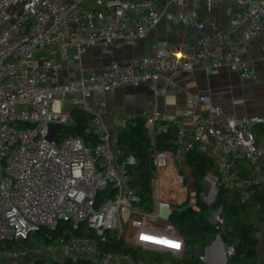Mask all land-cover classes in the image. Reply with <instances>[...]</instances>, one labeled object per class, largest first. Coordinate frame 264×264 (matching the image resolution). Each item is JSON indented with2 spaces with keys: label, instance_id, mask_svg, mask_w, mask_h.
Masks as SVG:
<instances>
[{
  "label": "built area",
  "instance_id": "1",
  "mask_svg": "<svg viewBox=\"0 0 264 264\" xmlns=\"http://www.w3.org/2000/svg\"><path fill=\"white\" fill-rule=\"evenodd\" d=\"M200 1L169 3L176 6L183 25L203 32ZM205 1L212 5L213 0ZM227 1L239 11L206 40L227 43L241 31L244 50L264 30V0ZM164 13L165 8L152 0H0V241L23 239L31 231L54 229L65 221L72 229L82 227L99 235L114 231L118 238L124 237L128 227L134 228L135 236L128 243L181 255L183 235L172 223L152 222L153 215L159 217L162 201H156L148 213L134 207L137 196L129 189L125 166L135 163V158H119L116 129L120 120L113 115L112 127L107 126L105 95L133 83L156 93L174 86L175 74L197 69L211 72L226 67L244 80L254 78L256 71L239 52L204 44L173 50L162 45L148 55L112 60L99 70L82 64L88 48L133 43L157 25ZM187 104L190 108L173 120L178 144L182 147L184 119L189 118L191 140L184 151L194 149L209 156L217 169L216 182L224 189H237L242 200L249 199L255 187L264 183V140L255 133L257 126L264 128V114L233 115L207 93L190 94ZM196 106L204 110L194 111ZM74 109L88 114L84 130L94 144L64 132L63 126L72 123ZM128 121L124 119L123 126ZM157 121L156 112L145 116L150 134ZM50 124L62 126L56 138H47ZM108 187L114 195L99 200L97 193ZM209 214L221 229V206ZM224 248L229 257L233 248ZM42 254L73 262L84 256L99 264H137L128 254L102 252L89 238L80 237L5 252L0 264L31 262ZM260 261L257 264H264V243Z\"/></svg>",
  "mask_w": 264,
  "mask_h": 264
},
{
  "label": "trees",
  "instance_id": "2",
  "mask_svg": "<svg viewBox=\"0 0 264 264\" xmlns=\"http://www.w3.org/2000/svg\"><path fill=\"white\" fill-rule=\"evenodd\" d=\"M72 123L63 126L67 134L82 137L86 143L94 144V138L84 130L89 116L86 112L74 109ZM119 158L127 155L135 158V163L126 164L129 189L137 196L134 207L142 212H151L154 208L152 181L155 178L156 153L171 152L176 157L180 145L176 140L177 127L173 121H162L153 133L144 126V118H130L125 126L116 129ZM185 160L195 184L194 204L185 210H175L169 221L184 237L181 255H173L168 251L149 250L127 243L118 238L114 231H106L103 235L82 227L72 229L68 222L59 221L54 229L40 228L28 233L26 238L0 241V255L5 252L28 251L39 243L54 244L60 239L67 241L73 237L89 238L102 252L112 254H128L137 264H208L200 258L199 250L209 246L216 234H219L224 246H231L233 253L225 264H257V232L264 223V183L255 187L249 199L242 200L237 189H224L217 180V194L210 204L201 198L204 177L217 176V169L212 159L196 150L185 151ZM181 171L180 167H178ZM185 182V180H183ZM186 185V184H185ZM114 195L110 187L99 191V200ZM183 205V204H182ZM181 206V205H180ZM178 206V208L180 207ZM221 206L223 223L217 229L208 217L210 210ZM42 254L31 262L22 260L19 264H99L89 257H79L73 262L68 257L52 259L49 263Z\"/></svg>",
  "mask_w": 264,
  "mask_h": 264
},
{
  "label": "crops",
  "instance_id": "3",
  "mask_svg": "<svg viewBox=\"0 0 264 264\" xmlns=\"http://www.w3.org/2000/svg\"><path fill=\"white\" fill-rule=\"evenodd\" d=\"M152 1L157 7H164L165 13L157 25L151 27L143 38L133 43L90 47L83 55L82 64L86 68L99 70L112 60H125L133 56L148 55L162 45L173 50L204 44L219 50L230 49L239 52L254 66L255 77L244 80L236 72L222 67L211 72L201 69L193 72H179L173 77L174 86L165 87L156 93L140 83L119 86L105 95L106 113L104 118L107 126L112 127L110 118L113 115L117 116L120 125L123 126L124 119L145 118V116L156 112L159 115L156 128L160 127L162 121H173L190 108L187 98L192 93L209 94L215 104L222 106L226 112L233 115L250 117L264 114V30L246 45L244 50L240 48L241 31L233 34L227 43L210 42L206 38L222 29L228 19L239 11L236 4L227 0H213L212 5L208 7L205 0L200 1L198 14L206 26L205 30L201 32L180 22L176 6L169 3L170 0ZM193 110L202 112L204 107L196 106ZM184 125L185 135L190 136L189 118L184 119ZM255 133L258 140H264L263 127L257 126ZM180 150L184 151L182 147L179 148ZM156 155H159V158ZM156 155L155 178L152 182L154 184L152 185L154 203L156 204V201L168 202L169 207L174 203H184L186 193L182 185L183 180L180 181L178 178L177 171H179L180 165L177 159L171 152L156 153ZM184 164L187 165L185 156ZM176 207L178 206L174 208L176 209ZM152 222L163 226L167 223L171 224L169 220H163L157 215L152 216ZM174 230L180 233L176 228ZM135 232L134 228L128 227L123 240L127 243L130 242L135 236ZM209 248L210 257L208 259L210 261L215 260L217 264L226 263L224 248L218 241Z\"/></svg>",
  "mask_w": 264,
  "mask_h": 264
},
{
  "label": "rangeland",
  "instance_id": "4",
  "mask_svg": "<svg viewBox=\"0 0 264 264\" xmlns=\"http://www.w3.org/2000/svg\"><path fill=\"white\" fill-rule=\"evenodd\" d=\"M184 156H185V151H179L178 152V156L175 157L180 165V169L181 171H177L179 173V180L182 181V180H185V182H182V185L184 186V189H185V193H186V199H185V202H181V203H174V204H171V207H175V206H180L182 204H189V205H193L194 204V193H195V184L192 180V177L190 175V171L188 169V166L186 164H184ZM160 176V175H159ZM208 176V175H207ZM206 176V177H207ZM204 177L201 184L203 185V190L201 192V198L204 202L207 203V200H206V196H210L212 197L214 195V192L213 190H211V177L210 176L209 178H206ZM160 181V180H159ZM186 184V185H185ZM217 186V185H216ZM159 188H160V183H159ZM218 188V186H217ZM177 202V201H176ZM175 205V206H174ZM178 208V207H176ZM208 217L210 219V214L208 213ZM258 232L260 233V236L257 237L258 238V244H257V257H258V260L259 262L261 263L260 261V256H261V251H262V246H263V243H264V223L260 226ZM217 237L220 238L219 234H216L214 236V238L211 240L209 246H211L213 243H215L217 241ZM221 240V239H220ZM209 246L206 247L205 249L203 250H199V256H201L203 258V260H205L206 262H210L209 264H217V261L215 260H209L208 257H210L209 255ZM224 253H225V257L228 258V255H227V252H226V248H224ZM46 260H47V263H49L51 261V257L48 255V256H45ZM1 264H14L13 262L11 261H4L3 263Z\"/></svg>",
  "mask_w": 264,
  "mask_h": 264
},
{
  "label": "water",
  "instance_id": "5",
  "mask_svg": "<svg viewBox=\"0 0 264 264\" xmlns=\"http://www.w3.org/2000/svg\"><path fill=\"white\" fill-rule=\"evenodd\" d=\"M62 128L61 125L59 124H50L49 125V131H48V134H47V138L48 139H52V138H56L57 135H56V131H58V129ZM183 139V145H182V148L185 149L186 146L188 145V143L190 142V136L189 135H184L182 137ZM210 175H208L206 178H209ZM211 190H213L214 192V195L215 193L217 192V186H216V178L215 177H211ZM214 195L212 197L210 196H206V200H207V203L210 204L214 201ZM191 205L189 204H183L181 205L179 208H172V207H169V203L168 202H162L159 204V217L163 220H169L171 214L179 209L180 211L182 210H185L187 209L188 207H190ZM217 241L222 245V247L224 248V244L222 243V241L220 240L219 237H217ZM149 250H153V249H150ZM224 260H226L225 256H224Z\"/></svg>",
  "mask_w": 264,
  "mask_h": 264
},
{
  "label": "snow or ice",
  "instance_id": "6",
  "mask_svg": "<svg viewBox=\"0 0 264 264\" xmlns=\"http://www.w3.org/2000/svg\"><path fill=\"white\" fill-rule=\"evenodd\" d=\"M174 247H179V245H173Z\"/></svg>",
  "mask_w": 264,
  "mask_h": 264
}]
</instances>
